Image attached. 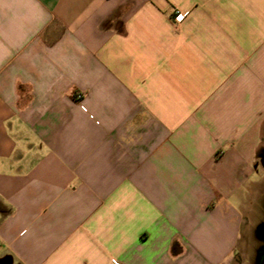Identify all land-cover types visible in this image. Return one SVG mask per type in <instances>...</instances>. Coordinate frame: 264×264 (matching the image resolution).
I'll return each mask as SVG.
<instances>
[{
  "label": "crops",
  "instance_id": "obj_1",
  "mask_svg": "<svg viewBox=\"0 0 264 264\" xmlns=\"http://www.w3.org/2000/svg\"><path fill=\"white\" fill-rule=\"evenodd\" d=\"M263 139L264 0H0V264H264Z\"/></svg>",
  "mask_w": 264,
  "mask_h": 264
},
{
  "label": "built area",
  "instance_id": "obj_2",
  "mask_svg": "<svg viewBox=\"0 0 264 264\" xmlns=\"http://www.w3.org/2000/svg\"><path fill=\"white\" fill-rule=\"evenodd\" d=\"M181 20H182V13L181 12H176L175 22L176 23H180Z\"/></svg>",
  "mask_w": 264,
  "mask_h": 264
},
{
  "label": "water",
  "instance_id": "obj_3",
  "mask_svg": "<svg viewBox=\"0 0 264 264\" xmlns=\"http://www.w3.org/2000/svg\"><path fill=\"white\" fill-rule=\"evenodd\" d=\"M259 232H260L261 234H264V223H263L262 225H260V227H259Z\"/></svg>",
  "mask_w": 264,
  "mask_h": 264
},
{
  "label": "rangeland",
  "instance_id": "obj_4",
  "mask_svg": "<svg viewBox=\"0 0 264 264\" xmlns=\"http://www.w3.org/2000/svg\"><path fill=\"white\" fill-rule=\"evenodd\" d=\"M263 150H264V139L262 140V144H261V148H260L259 155H261V153L263 152Z\"/></svg>",
  "mask_w": 264,
  "mask_h": 264
},
{
  "label": "flooded vegetation",
  "instance_id": "obj_5",
  "mask_svg": "<svg viewBox=\"0 0 264 264\" xmlns=\"http://www.w3.org/2000/svg\"><path fill=\"white\" fill-rule=\"evenodd\" d=\"M260 157H261V160L264 161V150H263V152L261 153Z\"/></svg>",
  "mask_w": 264,
  "mask_h": 264
}]
</instances>
